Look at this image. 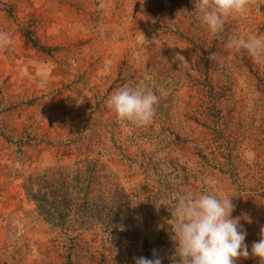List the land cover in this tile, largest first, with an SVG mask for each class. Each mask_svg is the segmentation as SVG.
Returning <instances> with one entry per match:
<instances>
[{"label": "rangeland", "instance_id": "374dc122", "mask_svg": "<svg viewBox=\"0 0 264 264\" xmlns=\"http://www.w3.org/2000/svg\"><path fill=\"white\" fill-rule=\"evenodd\" d=\"M195 2L0 0V31L12 38L0 48V264H106L98 229L63 236L22 189L29 175L85 159L113 179L111 204L123 189L124 216L143 221L123 264L143 257L144 239L157 238L173 264L175 242L164 227L173 200L188 193L231 197L232 217L251 220L240 221L244 243L259 241L264 63L227 42L264 38V0H249L215 36ZM22 27L54 54L26 43ZM126 84L157 95L149 123L121 120L107 107Z\"/></svg>", "mask_w": 264, "mask_h": 264}, {"label": "clouds", "instance_id": "9594fccd", "mask_svg": "<svg viewBox=\"0 0 264 264\" xmlns=\"http://www.w3.org/2000/svg\"><path fill=\"white\" fill-rule=\"evenodd\" d=\"M249 0H196L195 13L213 36L223 32L227 18L243 14ZM12 43L7 32L0 31V48ZM229 49L246 50L258 63H264V38H230ZM158 103L157 95L140 85L126 84L111 94L107 107L121 120L137 125L149 123ZM206 183V181H205ZM235 205L231 197H218L211 192L188 193L173 200L171 236L175 242L173 264H235L239 258L257 257L264 264V227L261 237L251 245L244 243L246 231L241 219L251 223L249 217H232ZM133 264H163L153 251L152 258L134 257Z\"/></svg>", "mask_w": 264, "mask_h": 264}, {"label": "trees", "instance_id": "16d2710c", "mask_svg": "<svg viewBox=\"0 0 264 264\" xmlns=\"http://www.w3.org/2000/svg\"><path fill=\"white\" fill-rule=\"evenodd\" d=\"M20 33L33 48L48 56L54 54L55 50L40 43L31 27L20 28ZM112 182L113 179L101 173L93 161L85 159L71 167L58 166L29 175L23 181L22 189L37 215L50 229L65 237L68 233H74L77 237L98 229L101 237L100 260L106 264L109 261L123 264L122 252L126 246H130L131 241L140 237L143 221L124 216L126 204L123 189L115 190L118 199L114 205L111 204ZM164 228L168 230L164 235H173L171 226ZM157 235L162 236L160 233ZM141 246L143 257L151 259L155 251L166 264L163 256L165 242L160 238L152 241L144 239ZM109 254L110 258L106 259ZM235 264H260V260L250 255L246 259H237Z\"/></svg>", "mask_w": 264, "mask_h": 264}]
</instances>
